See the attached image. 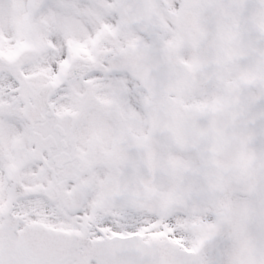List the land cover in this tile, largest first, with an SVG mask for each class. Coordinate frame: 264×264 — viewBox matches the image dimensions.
I'll return each instance as SVG.
<instances>
[{"label": "snow or ice", "instance_id": "snow-or-ice-1", "mask_svg": "<svg viewBox=\"0 0 264 264\" xmlns=\"http://www.w3.org/2000/svg\"><path fill=\"white\" fill-rule=\"evenodd\" d=\"M0 264H264V0H0Z\"/></svg>", "mask_w": 264, "mask_h": 264}]
</instances>
